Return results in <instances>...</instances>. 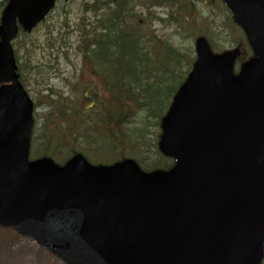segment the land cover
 I'll list each match as a JSON object with an SVG mask.
<instances>
[{
    "label": "water",
    "instance_id": "95a60500",
    "mask_svg": "<svg viewBox=\"0 0 264 264\" xmlns=\"http://www.w3.org/2000/svg\"><path fill=\"white\" fill-rule=\"evenodd\" d=\"M3 0H0V3ZM254 58L216 55L204 38L162 120L169 171L134 160L94 167L30 163L34 104L11 42L56 0H10L0 26V226L66 264H262L264 259V0H222Z\"/></svg>",
    "mask_w": 264,
    "mask_h": 264
},
{
    "label": "rangeland",
    "instance_id": "374dc122",
    "mask_svg": "<svg viewBox=\"0 0 264 264\" xmlns=\"http://www.w3.org/2000/svg\"><path fill=\"white\" fill-rule=\"evenodd\" d=\"M105 1L110 0H101L103 3ZM205 1L207 0H181L184 8L182 11H185L190 6L189 2L196 5V10H194L192 16L183 15L177 23L173 21L168 22L167 20L170 18V12L173 13L174 17H177L176 6L173 8L167 6L157 7L154 4V0L131 1L135 4V6H132V12L135 14L133 24L140 27V32L144 33L142 34L143 37L145 36L149 41L158 43L157 45L149 46L152 58L157 63L153 64L155 71L154 79L148 82L143 77L144 81L142 83L144 96L146 95L148 101L155 102L150 108L152 114L156 113L158 116H161L165 113L175 89L181 84L183 77L185 78L184 74L189 70V65L183 66L182 73L177 77H173L174 67L173 63L170 62V51L166 49L163 43L169 44L174 49L181 50L185 54L184 57L187 62H191L196 58L195 41L201 31L211 29L220 35L221 39L217 42L218 52L231 50L236 45L235 41L243 37L242 34L236 33L238 27L233 23L230 12L223 4L217 1ZM91 2L92 0L61 1L53 15V19L47 20L37 32L20 36L14 45L15 50L18 52L20 63H28L36 69L34 73L30 74L32 78L29 81L24 80L26 88L29 90L37 106L35 114L36 126L33 136L36 141L32 145V150L36 149L33 151V155L36 152H41L38 151L39 147L37 146L42 145L41 128L43 124H47L46 120L48 119L50 125V123L53 124L54 120H59L62 117L59 116V113H56L59 104L57 101L64 100L63 97L65 96L68 97V101L73 103V105H81L82 89L79 88L80 83H77L76 80L83 74L84 64L76 54H78L79 49L80 31L83 33L89 29L91 30L92 28L89 25L96 20L95 14L85 9V4ZM184 16L190 18L188 23L183 22L186 30H183L179 26ZM162 20L165 21L163 22ZM84 24L88 26H84ZM162 46L165 50L159 53ZM217 50L214 49L215 52ZM128 70L123 73V77L119 81H122L124 86L128 82L136 85L135 76L137 75V71L141 70L140 67L135 64ZM88 76L94 77L93 74H89ZM141 78L139 75L138 80H141ZM36 80L49 83V88L53 89L57 93V96H52L51 93L50 98L44 96L43 87L40 83L36 84ZM93 88L98 89L100 92L103 91V84L97 77H95ZM106 95L108 96L107 93ZM66 111L71 112V108L70 110L66 109ZM68 115L70 116L67 119L63 117L64 126H67L66 122L72 119L76 127L79 121L76 119L87 118L88 120H92L95 119L97 113L90 112L77 115L75 112H71ZM143 116V112H139L135 121L127 129V136L129 137L127 145L128 154L133 155L139 164L142 161V163L147 164L154 159H158L156 150L161 134L160 127L153 125L155 119H151L150 121L153 124L148 126L149 132L145 134V139L140 140L137 137L135 138L136 133L133 131L141 129ZM146 121V119L143 120L145 126ZM55 124L53 125L54 127ZM106 152L100 151L102 156L93 158L98 152L88 151L96 162L110 163L112 162L109 156L110 153L107 154ZM65 161L66 159L58 162L64 163ZM0 264L65 263L45 251L33 240L18 234L15 230L0 228Z\"/></svg>",
    "mask_w": 264,
    "mask_h": 264
},
{
    "label": "trees",
    "instance_id": "16d2710c",
    "mask_svg": "<svg viewBox=\"0 0 264 264\" xmlns=\"http://www.w3.org/2000/svg\"><path fill=\"white\" fill-rule=\"evenodd\" d=\"M131 1L132 0H110L103 3L101 0H95L91 6L86 4L87 9L88 7H92L96 16V21L89 25L92 28L91 30L89 29L83 33L82 31L80 32L81 46L78 51L85 53L88 60L94 64L95 60L102 62L104 66L98 67L96 65L98 69L107 66L108 74L104 72H102V74L103 77L108 76L107 78L110 80V87H107L109 98L108 100L103 101V104L94 102L93 105L85 108L72 107L71 112L73 111L77 115L96 112L97 115L95 119H92L91 121L79 120L75 127L74 121L70 119L69 122H66L67 126H64V119L63 117H60L59 120L56 119L53 121V124H51L52 130H49V123L47 125L44 124L41 128V139L43 140L44 145L42 151H45L46 155L52 157L56 154L59 147L57 144L59 140H61V142H67V139L69 140L73 139V137H77L80 139H74L73 142H78V145L80 146H87L88 148H93L98 151H114L113 154H115L116 151H121L116 153V158H123L128 151L127 145L129 143V137L127 136V129L132 122L135 121L139 112H143V120L146 119L147 121L145 126V123H143L142 120L141 129L133 131L136 133L135 138L137 137V139L140 140L145 139V134L149 132L147 129L148 126L153 124L150 121L151 119H155L154 126L160 127L161 120L168 111L169 106L161 116H158L156 113L152 114L150 108L155 102L148 101L146 95L144 96L145 93L142 87L144 79L148 82L154 79L155 71L153 64L157 63L156 60L152 58L149 46L157 45L158 43H154L151 40L149 41L145 36L143 37L142 34L144 33L142 31L140 32V27L133 24L135 14L132 12V6H135V4ZM205 2H208V0ZM210 2L214 1L210 0ZM154 4L157 7H177V17H174L173 13L170 12V18L167 19L168 22L173 21L177 23L183 15L192 16L194 10H196V5L189 2L190 6H188L185 11H182L184 8L181 0H154ZM186 16H184L183 21L179 23L180 28L183 30H186L183 22L188 23L190 20V18ZM162 21L164 22L165 20ZM236 33H240L239 35L242 34L238 28ZM200 36L207 39L212 49H218L217 42L221 39L218 33L208 29L201 31ZM235 43V49H243L244 59L249 58L250 48L248 45L246 46L247 43L244 40V35L243 37H240L239 40L235 41ZM163 44L166 49L170 51V62L173 63L174 67L173 77H177L182 73L181 70L183 66L189 65V70L191 69V63L194 59L191 62H187L184 57L185 54L182 53L181 50L174 49L169 44ZM162 50H165L163 49V46L160 48L159 53ZM18 60L20 61L19 55ZM135 64L141 69L140 71H137V75L135 76L137 84L135 85L128 82L127 85L124 86V83L119 80L123 77V73L129 71L128 69ZM35 70L36 69L28 63H20V73L24 80L29 81L32 78L30 74L34 73ZM187 73L184 74L185 77ZM139 75L142 77L141 80H138ZM184 79L185 78L183 77L182 80L184 81ZM35 82L36 84L40 83L43 88L49 84L38 80ZM178 87L175 89L174 93H176ZM66 106L67 105L61 106L59 104L56 113L61 115L70 114L71 112L66 111V109L70 110V108H67ZM46 121H48V119ZM54 124L55 127L53 126ZM63 148L66 151H69L65 147ZM156 151L158 159H154L147 164L142 163L143 161L141 160L142 162H140L139 165L142 169L146 171H154L157 169L168 170L173 166V160L163 157L160 154L158 147Z\"/></svg>",
    "mask_w": 264,
    "mask_h": 264
}]
</instances>
